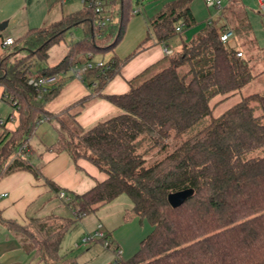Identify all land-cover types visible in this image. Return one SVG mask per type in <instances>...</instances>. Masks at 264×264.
I'll use <instances>...</instances> for the list:
<instances>
[{"label": "trees", "instance_id": "1", "mask_svg": "<svg viewBox=\"0 0 264 264\" xmlns=\"http://www.w3.org/2000/svg\"><path fill=\"white\" fill-rule=\"evenodd\" d=\"M194 1L167 2L149 18L152 33L148 31L140 49L152 39L168 46L200 25L191 10ZM132 2L113 0L114 21L100 36L94 28L93 10L84 5L57 22L29 29L0 57V101L7 102L17 118L15 128L0 140V178L18 170L42 178L31 157L22 155L20 149L29 144L41 120L52 119L59 123L57 150L68 152L74 162L87 160L107 175L105 181L66 201L73 211L71 218L51 216L26 226L1 216L0 221L38 263L80 264L77 257L61 254L65 236L84 218L125 194L133 204L129 218L146 220L153 230L132 258L118 257L108 264H264V155H253L264 152V95L245 97L152 165L146 166L145 155L139 152L141 138L150 142L151 149L165 151L170 140L177 141L213 116L214 98L220 96L223 102L256 78L239 51L221 41L227 26L204 22L191 40L182 39L159 64L167 62V67L142 82L159 65L145 72L125 94L106 96L120 113L91 128L84 129L76 120L80 112L76 108L83 102L60 115L47 111L63 83L36 99L39 91L29 85L28 74L38 62L48 60L51 48L74 29L84 32V38L69 46L59 64L38 70L44 75L69 71L75 64L114 51L135 13ZM136 53L124 60H107L109 68L91 71L84 82L90 80L100 91ZM44 180L58 195L64 192ZM186 189H194V195L173 208L169 195ZM95 241L118 254L109 233Z\"/></svg>", "mask_w": 264, "mask_h": 264}, {"label": "crops", "instance_id": "2", "mask_svg": "<svg viewBox=\"0 0 264 264\" xmlns=\"http://www.w3.org/2000/svg\"><path fill=\"white\" fill-rule=\"evenodd\" d=\"M170 1L173 0L149 1L145 7L146 13L152 18ZM195 1L191 5V10L194 18L198 20L194 8ZM67 3V0H0V27L6 24V27L0 30V57L6 55L9 51V47L4 46V41L7 38L18 40L29 29L52 24L61 20L64 16L82 10L84 7L72 10L71 12L70 8L65 6ZM139 3L140 0H137V4ZM231 4L242 5V2L228 0L225 4V9L219 15L214 18L211 17V15L205 16L204 22L213 20L218 27L220 26L219 22H221V26H227L233 30L234 37L229 42V45L233 46L236 44L235 35L237 29L236 26L233 28L230 26L229 21L231 20L224 15ZM67 8H69V12L65 11ZM142 10L143 9L140 7L135 8V11L139 12L136 14L134 13V16L141 14ZM203 26L204 24H202V28ZM141 39L142 38H140L135 45L139 43ZM144 41H142L135 50L134 53L137 52L135 56L122 67L120 74L109 81L100 91L96 90V84H92L90 80L82 82L73 77H68L63 82L59 94L47 104V111L54 115H60L67 109L76 105V103L83 102L82 106L76 108H80L76 120L84 129L91 128L98 122L119 114L120 109L105 97L127 93L131 89L132 84L135 83L142 74L152 70L164 61L167 56L165 53L166 48L174 51L177 45L172 41L168 46H165L156 43V41L152 39L146 45V48L140 49ZM232 48L236 49L234 46ZM237 50L241 51V48H237ZM131 53L132 52H126L124 54L114 53L115 55L113 57L124 60L128 58L127 56ZM56 65L44 67L36 66L35 69L41 70ZM5 103L8 104L7 102ZM0 116L1 118L2 116H7V118H3L5 121H7L10 116H14L15 121L17 120L16 113L12 107L11 112L7 113L3 110V114L0 113ZM15 121L10 122L12 123L11 126H13V122ZM3 129L4 132L5 130H11L8 124L3 127ZM58 132L59 123L56 119L45 121L39 124L29 141L31 150L30 157L32 162L39 168L42 178H36L31 172L25 170H18L0 178V216L3 220L26 226L32 220H42L51 216L62 218L73 217V211L71 207L67 205L66 200L61 199L59 195L46 184L44 179L52 181L60 190L66 192L69 198H71L72 194H82L93 188L97 183L106 180L107 175L91 162L84 159L74 162L68 152L58 151L56 148ZM116 200L109 204L116 202ZM109 204L103 206L96 212L100 214V219H103L102 222H98L97 228L100 224L103 225V230L111 235L112 242L119 248L122 254L118 256L114 251L105 249L104 247L103 251L97 250L101 259L106 261L105 264L116 261L118 257L122 260L132 258L139 251L141 242L153 230V227L148 221H141L137 216H131L132 219L129 222L124 219L119 220L120 215L116 218L111 216V211L108 207ZM130 207L132 209V202ZM143 224H145L144 229ZM131 230L136 233L132 244L127 241L130 239ZM65 238L61 247L66 240ZM77 244H80L82 248H86L80 241L75 242V247H77ZM81 246L78 248L80 249ZM0 264H42L34 260L33 255L26 251L18 237H16L1 221Z\"/></svg>", "mask_w": 264, "mask_h": 264}, {"label": "rangeland", "instance_id": "3", "mask_svg": "<svg viewBox=\"0 0 264 264\" xmlns=\"http://www.w3.org/2000/svg\"><path fill=\"white\" fill-rule=\"evenodd\" d=\"M68 3L65 5L69 7L71 12L72 10H77L84 5V0H67ZM152 0H140V3L137 4V0H133L132 5L134 8L140 7L142 8V13L138 15H132L127 26L125 35L122 41L118 44L114 51L108 52L105 55H100L97 57V61L99 60H109L115 54H124L126 52H132L133 54L135 50L138 48L139 44L145 40L148 36V31L152 33V30L149 29V16L146 13L145 7L147 3ZM156 1V0H154ZM228 0L225 1V4ZM237 2H242V5H234L231 4L230 8L225 12L226 18H229L230 26L233 28L236 26V44L233 46L237 48H241L244 56L243 58L249 63L253 75L256 78L245 86L242 90L230 96L227 100L221 102V97L218 96L212 100V105H216L214 109L213 116H208L204 118L202 121L194 125L188 132L183 134L177 141L170 140L169 147L164 150L159 149H151L149 141H142L143 138L139 140V152L145 155L146 158V166L152 165L155 161H158L165 157L167 154L173 152L179 144H181L186 139L195 135L199 131L203 130L207 126L210 125L213 118H218L222 114H224L228 109H230L235 104L242 101L245 97L252 94H262L264 95V9L261 8L257 0H236ZM64 6V7H65ZM73 6V7H72ZM69 8L65 9V11L69 12ZM197 23L200 25L195 26L184 33L181 36L174 39V43L177 44L176 48L180 45L182 39L183 40H191L201 29L202 24L204 22L205 16L211 15V17H216L221 13V10L216 8L208 7L205 4V0H196L194 4ZM221 22L219 25L221 26ZM241 26H244L243 28ZM243 29V30H242ZM153 37V35H152ZM84 38V32L82 29H74L71 32L65 35V39L58 45L51 48L49 51L50 57L46 62H38V67H44L48 65H56L58 64L67 54L68 48L72 43L80 41ZM141 41L135 45V43L140 39ZM135 45V46H134ZM231 45V47H233ZM115 53V54H114ZM128 55L127 57L131 56ZM168 63L165 62L158 66L157 69L150 72L143 80H147L161 71L163 68L167 67ZM141 82V83H142ZM3 110L7 113L11 112V107L5 102H0V113L3 114ZM115 116V115H113ZM111 116V117H113ZM3 118H7V116H2ZM110 118V117H108ZM107 118V119H108ZM12 123H8V127L13 129L17 123V121ZM13 127V128H12ZM86 129V128H85ZM88 129V128H87ZM7 130H5L2 126H0V140L3 138ZM142 141V142H141ZM253 155H264V152L257 151ZM116 202L109 204L110 215L115 218L120 215L119 220L131 221L132 217H130L131 210V200L127 195H122L117 198ZM99 213L92 214L89 217L83 219V221L69 234L66 235V240L61 247V254L69 255L70 257H78V261L80 264H105L106 261L101 259L100 254L97 253V250L103 251V246L96 241H92L86 244V248L79 249L75 247V242L80 241L81 239L87 235H94L98 222H102L103 219H100ZM145 228V224H143V229ZM136 233L131 230L130 239L127 241L132 244L134 242V238ZM129 260V259H128ZM127 261V260H124Z\"/></svg>", "mask_w": 264, "mask_h": 264}, {"label": "built area", "instance_id": "4", "mask_svg": "<svg viewBox=\"0 0 264 264\" xmlns=\"http://www.w3.org/2000/svg\"><path fill=\"white\" fill-rule=\"evenodd\" d=\"M206 5L211 8H216L218 10H222L225 6L226 0H205ZM259 5L262 9H264V0H257ZM112 3L113 0H84V5L91 8L94 13V28L97 31V35H101V31L110 23L114 21V17L112 14ZM139 11H135V14ZM178 31H181V28H178ZM234 37V31L230 28H226L220 36V39L223 43H229L231 39ZM15 40L13 38H7L4 41L5 47H10L13 45ZM166 55H169L172 53V50L169 48L165 49ZM239 57H243V52L239 51L238 53ZM109 68V65H107V61L105 60H93L89 61L85 64H75L69 71H61L59 73L53 74V75H44L40 73L38 70L33 68L31 72L28 74V83L32 87L36 88L39 91V94L37 96L38 99H42L44 93L50 91L51 89L56 88L60 84H62L68 77H73L74 79H78L82 82H84L85 76L88 75L91 71L96 69H105ZM11 121H15L14 116L11 117ZM44 120H41L40 123H43ZM6 123L4 119L0 116V126H3ZM20 153L22 155H25L27 158L31 155V150L29 147V144L25 145L22 149H20ZM59 197L61 199H65L66 201H69L70 198L66 195L65 192H60ZM106 235V232L103 230V225H99L96 229L94 235H87L85 236L81 244L85 245L89 242L104 239ZM80 244H77V247H79ZM122 254L121 251L118 252V256Z\"/></svg>", "mask_w": 264, "mask_h": 264}, {"label": "water", "instance_id": "5", "mask_svg": "<svg viewBox=\"0 0 264 264\" xmlns=\"http://www.w3.org/2000/svg\"><path fill=\"white\" fill-rule=\"evenodd\" d=\"M5 27L6 24L2 25L0 27V30H3ZM193 195H194V189H186L179 192L171 193L168 197V200L173 208H179Z\"/></svg>", "mask_w": 264, "mask_h": 264}]
</instances>
